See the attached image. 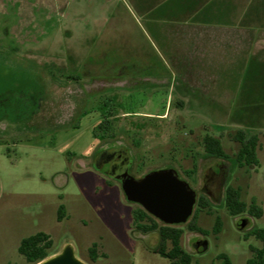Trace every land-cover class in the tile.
<instances>
[{"label":"rangeland","instance_id":"obj_1","mask_svg":"<svg viewBox=\"0 0 264 264\" xmlns=\"http://www.w3.org/2000/svg\"><path fill=\"white\" fill-rule=\"evenodd\" d=\"M105 2L0 0V264H28L18 248L37 232L50 235L52 253L70 244L87 264H172L155 252L159 233L135 227L133 212L143 207L99 164L102 152L114 150L136 178L174 168L197 200L209 202L197 220L208 236L188 229L194 212L180 225L193 264H223L221 255L248 264L251 246L263 247L248 232L264 228V214L231 215L225 190L241 188L242 200L264 211V109L259 116V108L239 105L232 118L248 122L230 123L226 108L199 107L194 93L181 88L176 62L161 60L141 37L140 43L121 42L134 30L122 2L117 7L130 27L112 41L107 31L113 29L100 27L111 10ZM108 114L111 128L100 127ZM239 130L258 136V165L235 162ZM207 134L221 139L228 158L206 153ZM219 172L220 187L210 181ZM60 205L66 207L62 221ZM217 217L222 228L215 234ZM241 220L248 222L243 230ZM203 240L208 248L197 250Z\"/></svg>","mask_w":264,"mask_h":264},{"label":"crops","instance_id":"obj_2","mask_svg":"<svg viewBox=\"0 0 264 264\" xmlns=\"http://www.w3.org/2000/svg\"><path fill=\"white\" fill-rule=\"evenodd\" d=\"M105 1L111 10L100 27L113 29L107 31L112 41L123 33L120 28L130 27L117 7L122 2L134 30L121 42L140 43L141 37L154 55L176 62L172 69L183 78L181 88L194 93L199 107L226 108L230 123L248 122L232 118L239 105L259 108L263 115L264 0ZM75 56L73 50L70 59Z\"/></svg>","mask_w":264,"mask_h":264},{"label":"trees","instance_id":"obj_3","mask_svg":"<svg viewBox=\"0 0 264 264\" xmlns=\"http://www.w3.org/2000/svg\"><path fill=\"white\" fill-rule=\"evenodd\" d=\"M106 121L100 125V127L107 125V128H111L112 114L105 116ZM234 138L241 144V148L236 156L235 162L240 166H252L259 164L258 158V136L251 134L249 131L239 130L235 134ZM204 146L206 153L213 157L228 158V155L222 145V141L219 137L207 134L204 137ZM225 206L231 215L237 216L248 212L255 218H261L264 211L258 207L255 203L250 206L242 200L241 188L227 186L225 190ZM197 207L193 214V219L188 225V229L192 231H199L202 234L208 236L210 231L201 228L197 224L198 214L203 209L209 208V202L200 196L196 203ZM66 216V207L60 205L58 209V220L62 221ZM135 227L144 234L157 231L160 236V242L155 252L162 257L170 260L172 264H193V256L187 252L182 246V237L184 229L180 225H166L163 222L156 219L149 214L144 208H139L133 212ZM222 228V221L220 217H217L216 224L213 228L215 234L219 233ZM248 235L254 236L263 243V247L251 246V250L254 253L253 257L248 259V264H264V228H256L248 232ZM170 246V248H169ZM53 240L50 235L45 232H37L31 236L22 239L18 251L22 254L28 264H38L47 258L53 256L56 253H52ZM89 252L93 260L98 257V244L93 243L89 248ZM224 259L223 264H231L227 256L221 255Z\"/></svg>","mask_w":264,"mask_h":264},{"label":"water","instance_id":"obj_4","mask_svg":"<svg viewBox=\"0 0 264 264\" xmlns=\"http://www.w3.org/2000/svg\"><path fill=\"white\" fill-rule=\"evenodd\" d=\"M122 189L126 198L141 205L149 214L166 225H181L188 222L197 203L196 191L181 179L174 168L160 169L136 178L128 171L122 175ZM248 225L239 221L243 230ZM195 248L206 250L207 240L198 241ZM38 264H87L75 256L68 244L64 249Z\"/></svg>","mask_w":264,"mask_h":264},{"label":"flooded vegetation","instance_id":"obj_5","mask_svg":"<svg viewBox=\"0 0 264 264\" xmlns=\"http://www.w3.org/2000/svg\"><path fill=\"white\" fill-rule=\"evenodd\" d=\"M98 160H99V164L102 167H105V165L107 166L106 172L109 175L118 179L122 183V175L125 172L129 171L128 169L129 162L127 158L122 155L120 151H115V150L114 151H104L100 154V157ZM217 175H218V177L216 178L217 180L214 181L213 178H211L210 181L214 185H216L217 182H219L218 186L220 187L222 179H223L222 177L223 173L219 172ZM208 193L212 195L213 192L211 190H208Z\"/></svg>","mask_w":264,"mask_h":264}]
</instances>
